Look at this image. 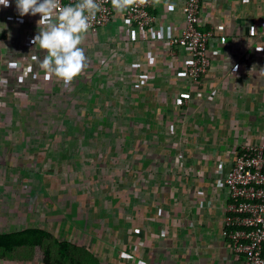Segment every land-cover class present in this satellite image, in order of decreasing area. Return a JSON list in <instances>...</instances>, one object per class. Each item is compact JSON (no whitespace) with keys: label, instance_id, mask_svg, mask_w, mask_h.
<instances>
[{"label":"crops","instance_id":"1","mask_svg":"<svg viewBox=\"0 0 264 264\" xmlns=\"http://www.w3.org/2000/svg\"><path fill=\"white\" fill-rule=\"evenodd\" d=\"M182 4L154 0V21L134 39L113 8L84 35L86 67L67 84L30 69L46 51L30 42L44 27L39 14L0 6V232L70 235L102 264H239L219 233L223 178L234 147L264 138V0L201 2L200 28L228 40L209 41L198 87L172 77L187 59L169 45ZM104 60L115 66L102 69ZM8 76L19 80L7 85ZM186 94L183 120L173 100ZM157 107L172 141L155 135Z\"/></svg>","mask_w":264,"mask_h":264},{"label":"built area","instance_id":"2","mask_svg":"<svg viewBox=\"0 0 264 264\" xmlns=\"http://www.w3.org/2000/svg\"><path fill=\"white\" fill-rule=\"evenodd\" d=\"M202 1L183 0L181 9L183 28L177 37L169 40L171 47L181 49L187 56L184 69L172 73V77L175 80L186 81L191 87L200 86L210 68L207 54L209 41L216 38L220 44H225L228 40L227 35L220 29L200 28ZM76 2L77 0H60L61 5L75 4ZM153 2L154 0H133V4L123 13L131 39H134L137 32L143 31L154 21V15L149 11ZM97 3L100 5L99 11L94 17L89 18L90 32H95L112 20L111 0H97ZM14 13L18 16L17 11ZM9 58L12 59V56ZM13 58L15 59L14 56ZM34 62L36 63L30 65V69L33 71L38 64L37 61ZM112 66H115V62L110 63L104 60L101 68L107 70ZM122 73L125 76L130 74L126 70ZM85 79L86 81L92 80L91 74H87ZM6 80L7 85H12L19 80V76H8ZM189 100L188 94L173 100V109L183 120L188 117ZM91 104L92 109L96 110V102H91ZM121 109L122 105L119 104L118 111ZM155 112L152 111L154 117L157 118L153 122L158 124L155 135L165 137L168 141L174 140V131L167 130L168 127L164 130L166 126L164 127V122L158 116L164 115L165 111L157 107ZM140 117H144V114H140ZM232 155L230 168L223 178L227 201L222 209L219 233L225 247L238 260L239 264H264V138L258 142L234 147ZM133 171L137 178L134 187L143 188L142 177L145 173L137 168ZM28 177L30 174L27 175ZM64 238L73 240L70 235ZM73 242L75 241L73 240Z\"/></svg>","mask_w":264,"mask_h":264},{"label":"clouds","instance_id":"3","mask_svg":"<svg viewBox=\"0 0 264 264\" xmlns=\"http://www.w3.org/2000/svg\"><path fill=\"white\" fill-rule=\"evenodd\" d=\"M14 4L20 17L39 14V22L44 25L30 42L46 51L42 59L37 55L33 59L49 78L54 75L66 84L72 82L86 67L85 52L80 45L90 28L89 18L99 11L97 0H77L66 5H61L60 0H14ZM111 4L117 13L123 14L133 0H111ZM0 6L8 7L9 0H0ZM168 7L171 9L174 5ZM259 74L264 76V68ZM121 255L131 258L126 253Z\"/></svg>","mask_w":264,"mask_h":264},{"label":"trees","instance_id":"4","mask_svg":"<svg viewBox=\"0 0 264 264\" xmlns=\"http://www.w3.org/2000/svg\"><path fill=\"white\" fill-rule=\"evenodd\" d=\"M34 248L41 251L42 264H102L86 247L68 239H59L42 228L0 232L1 257L20 256L22 252L31 255Z\"/></svg>","mask_w":264,"mask_h":264},{"label":"rangeland","instance_id":"5","mask_svg":"<svg viewBox=\"0 0 264 264\" xmlns=\"http://www.w3.org/2000/svg\"><path fill=\"white\" fill-rule=\"evenodd\" d=\"M36 250H37V253H35ZM26 251L29 252L30 250L26 249ZM38 252L40 253V255ZM22 254L23 255H20V256L16 255L10 258H5V257L0 256V264H9V263L11 264H42L41 263L42 255H41V251L38 250V248L32 249L31 255H28L25 252H22ZM25 258H27L26 261H24Z\"/></svg>","mask_w":264,"mask_h":264}]
</instances>
